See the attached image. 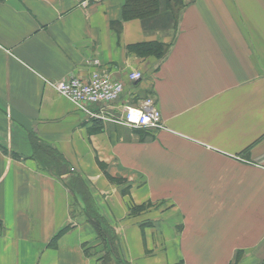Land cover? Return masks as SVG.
Returning a JSON list of instances; mask_svg holds the SVG:
<instances>
[{"label":"crops","instance_id":"obj_1","mask_svg":"<svg viewBox=\"0 0 264 264\" xmlns=\"http://www.w3.org/2000/svg\"><path fill=\"white\" fill-rule=\"evenodd\" d=\"M123 3L0 0V264H101L71 175L127 264H260L264 0H185L175 27L124 19ZM150 42L170 47L128 48ZM93 70L124 89L90 112L118 119L149 97L162 127L95 118L51 84ZM30 136L69 173L38 159Z\"/></svg>","mask_w":264,"mask_h":264},{"label":"trees","instance_id":"obj_2","mask_svg":"<svg viewBox=\"0 0 264 264\" xmlns=\"http://www.w3.org/2000/svg\"><path fill=\"white\" fill-rule=\"evenodd\" d=\"M184 6L185 0H124L122 6V17L124 19L139 18L143 20V22L148 23L161 18L164 23L173 21L175 27ZM160 12H162L163 15L159 16ZM169 47V44L150 42L132 44L128 48L130 50H134L138 54H150L157 58H162L168 52ZM30 140L35 156L38 159L43 160L45 164L47 163L51 166L50 168L56 172L57 176L69 173L65 160L58 151H56L52 146L38 141L33 136H30ZM70 178L69 187L82 196V200L86 204L84 215L86 220L93 227L96 238L101 242L103 248L108 246V253L113 252L112 246L116 242L114 229L106 223L102 216L90 209L86 185L82 181L81 177L78 175H71ZM110 235L112 237H110ZM113 240H115L114 243ZM84 246L86 253L90 254L88 251L89 248L86 247V243ZM106 255L108 254L105 253L101 264H106L107 262L109 263L108 257L105 258ZM260 264H264V261Z\"/></svg>","mask_w":264,"mask_h":264},{"label":"built area","instance_id":"obj_3","mask_svg":"<svg viewBox=\"0 0 264 264\" xmlns=\"http://www.w3.org/2000/svg\"><path fill=\"white\" fill-rule=\"evenodd\" d=\"M141 77L140 71H131L127 74L130 81L139 80ZM51 84L60 95L95 118L116 121L131 127L146 129L162 127L161 114L153 105V99L149 97L143 101L141 106L125 105L118 119L111 115L90 112V106L113 103L123 93V82L113 79L108 73L93 70L87 80L69 77L54 81Z\"/></svg>","mask_w":264,"mask_h":264},{"label":"rangeland","instance_id":"obj_4","mask_svg":"<svg viewBox=\"0 0 264 264\" xmlns=\"http://www.w3.org/2000/svg\"><path fill=\"white\" fill-rule=\"evenodd\" d=\"M83 206L86 207L84 204ZM106 223L111 226V224L108 221H106ZM115 236H116V242L114 243L115 240H113L114 243L112 246L113 252H109L110 254L108 253V246H105L103 248V245L97 238L92 243H86V247L89 248L88 251L90 252V254L97 256L100 263H102V258L106 253L108 255H106L105 258L108 257L109 259V263L107 262L106 264H127L118 256V237L116 233ZM110 237L112 236L110 235Z\"/></svg>","mask_w":264,"mask_h":264}]
</instances>
